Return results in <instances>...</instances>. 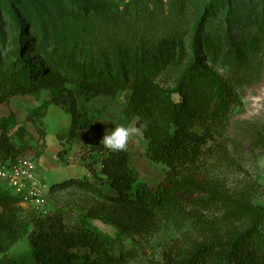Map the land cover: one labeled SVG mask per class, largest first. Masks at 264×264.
<instances>
[{"label":"trees","instance_id":"trees-1","mask_svg":"<svg viewBox=\"0 0 264 264\" xmlns=\"http://www.w3.org/2000/svg\"><path fill=\"white\" fill-rule=\"evenodd\" d=\"M73 4L55 31L50 50L42 42L32 47L13 7L14 0H0V12L8 16L14 36L7 44L0 17V105L15 96H34L50 90L52 96L32 111L29 121L43 141L42 117L49 105L69 115L66 140L97 130L87 103L98 96L115 98L128 94L124 114L142 126L145 158L165 166L163 179L155 185L138 183L139 173L127 151L92 150L101 153L100 169L87 165L90 179H69L53 185L74 184L87 188L98 205L90 207L85 219L104 220L123 237H144L168 223L185 209L225 206L240 227L212 232L176 243L163 253V264H264V204L242 205L216 193L201 182V163L223 138L229 114L239 103L234 89L208 63L204 49L208 21L225 9L224 31L258 28L264 35V0H211L190 34V59L179 69L173 87L156 81L158 71L135 61L90 56L85 40L94 31L95 18L116 19L101 3L67 0ZM131 0L121 21L131 22L141 12ZM126 15V16H125ZM5 27V25H3ZM5 52L11 57H2ZM33 54V58H27ZM10 63V66H4ZM173 95L178 100L173 99ZM14 131V133H12ZM26 130L14 115L0 117V162L8 163L36 147L26 139ZM86 142V141H85ZM102 148V147H101ZM38 159L40 154L35 153ZM59 158L60 155H59ZM103 188H106L105 191ZM19 196L0 190V253L26 232L20 221ZM83 219L77 226L61 219L37 225L29 236L26 254L0 260V264H129L138 256L115 239L102 234Z\"/></svg>","mask_w":264,"mask_h":264},{"label":"rangeland","instance_id":"rangeland-1","mask_svg":"<svg viewBox=\"0 0 264 264\" xmlns=\"http://www.w3.org/2000/svg\"><path fill=\"white\" fill-rule=\"evenodd\" d=\"M78 1V0H77ZM85 3H101L109 8L116 19L95 18L94 31L86 37V45L92 46L91 58L135 61L156 69V81L164 87H173L179 69L190 59V34L194 24L211 0H139L135 6L141 14L131 22L121 21L125 5L131 0H82ZM13 7L24 26V35L32 47L42 45L50 50V42L62 25L73 4L67 0H14ZM225 9L208 21L204 49L207 63L234 89L239 103L228 118L223 138L206 156L198 171L201 182L210 189L242 205L264 204V35L258 28L247 26L224 31ZM126 16V15H125ZM2 28L7 44L14 36V29L8 16L0 12ZM65 20V19H64ZM2 57H11L2 52ZM27 58H33L28 54ZM11 59H14L11 57ZM10 66L7 63L4 68ZM1 82V81H0ZM52 91L44 90L38 95L15 96L0 105V117L14 115L15 121L26 130V139L36 147L21 157L30 158L36 168L34 179L44 203L20 201V221L24 223L23 233L4 253L0 260L11 259L29 250V236L37 225L47 226L49 221L59 218L65 225L77 226L83 221L86 211L98 205L96 198L87 188L74 184L61 188L53 185L69 179H90L87 165L100 169L101 153L92 150L105 149L101 144L103 136L115 125L138 126L136 118L124 114L128 94L122 92L115 98L98 96L87 103L97 130L80 133L73 141L66 140L69 115L60 107L49 105L42 117L45 138L40 139L34 125L28 120L32 111L49 101ZM174 100H178L173 95ZM14 133V131L12 132ZM86 141V142H85ZM102 147V148H101ZM143 136H132L127 145L131 162L139 173L138 183L155 185L164 177L163 164L150 163L144 156ZM35 153L40 156L37 159ZM59 155L61 158H59ZM35 180V181H36ZM27 184L20 193L30 190ZM17 188L0 178V190L19 196ZM107 191L106 188H103ZM98 232L115 239L117 245L126 250H136L138 256L129 264H163V253L168 247L186 242L202 235L230 231L240 227L227 214L225 206L205 207L174 215L168 223L144 237H123L110 224L100 219H85Z\"/></svg>","mask_w":264,"mask_h":264},{"label":"built area","instance_id":"built-area-1","mask_svg":"<svg viewBox=\"0 0 264 264\" xmlns=\"http://www.w3.org/2000/svg\"><path fill=\"white\" fill-rule=\"evenodd\" d=\"M36 165L34 161L26 157H18L8 163L0 162V178L6 180L12 187L17 188L19 198L22 202L35 203L41 206L44 201L38 185L35 184L34 173ZM30 190L20 193V190L27 185Z\"/></svg>","mask_w":264,"mask_h":264},{"label":"clouds","instance_id":"clouds-1","mask_svg":"<svg viewBox=\"0 0 264 264\" xmlns=\"http://www.w3.org/2000/svg\"><path fill=\"white\" fill-rule=\"evenodd\" d=\"M143 133L140 128L134 125L117 124L115 128L107 132L101 144L114 152H122L127 150V145L132 136H141Z\"/></svg>","mask_w":264,"mask_h":264},{"label":"crops","instance_id":"crops-1","mask_svg":"<svg viewBox=\"0 0 264 264\" xmlns=\"http://www.w3.org/2000/svg\"><path fill=\"white\" fill-rule=\"evenodd\" d=\"M35 180H36V179H35ZM35 183H36V184H39V183H38V180H36Z\"/></svg>","mask_w":264,"mask_h":264}]
</instances>
